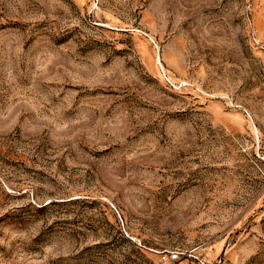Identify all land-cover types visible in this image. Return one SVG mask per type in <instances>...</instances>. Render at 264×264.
<instances>
[{
    "label": "rangeland",
    "instance_id": "1",
    "mask_svg": "<svg viewBox=\"0 0 264 264\" xmlns=\"http://www.w3.org/2000/svg\"><path fill=\"white\" fill-rule=\"evenodd\" d=\"M0 264H264V0H0Z\"/></svg>",
    "mask_w": 264,
    "mask_h": 264
},
{
    "label": "built area",
    "instance_id": "2",
    "mask_svg": "<svg viewBox=\"0 0 264 264\" xmlns=\"http://www.w3.org/2000/svg\"><path fill=\"white\" fill-rule=\"evenodd\" d=\"M162 259H164V258H162ZM168 260L171 261V262H175V261H177V260H178V256H177V254H176V253H171V254H169V256H168Z\"/></svg>",
    "mask_w": 264,
    "mask_h": 264
}]
</instances>
